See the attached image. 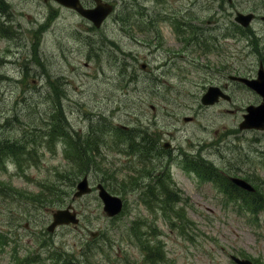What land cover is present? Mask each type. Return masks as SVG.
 I'll use <instances>...</instances> for the list:
<instances>
[{
	"label": "rangeland",
	"instance_id": "1",
	"mask_svg": "<svg viewBox=\"0 0 264 264\" xmlns=\"http://www.w3.org/2000/svg\"><path fill=\"white\" fill-rule=\"evenodd\" d=\"M112 1L114 12L98 29L41 0H9L5 11L0 10V26L4 14L16 19L14 33L10 26L0 32V141L16 145L0 156V264H150L131 236L136 215L147 219L140 227L143 239L163 245L159 264H233L230 254H246L264 264V212L256 219L241 206L225 203L224 193L212 182L180 168V154H201L226 171L228 164L243 168L257 189L264 188V132L238 128L244 107L257 102V94L234 82L231 104L204 108L199 97L206 85L224 82L227 75L214 74V50L210 68L200 71L185 57L166 60L163 50L176 46L164 18L172 8L176 20L187 8L200 24L221 10L222 0ZM255 1L233 0L235 11H262ZM150 15L154 23L147 19ZM48 16L51 23L42 35L39 23ZM218 19L225 17L219 14ZM227 26L230 36L233 26ZM262 26L254 22L248 38L235 22L234 37L224 39L220 48L224 68H233L229 73L251 75L258 60L264 63ZM155 30L158 39L153 41ZM200 54L204 62L206 52ZM142 63L150 70L141 69ZM57 122L65 135H59L61 130L49 134ZM133 128L153 132L156 139L162 132V141L175 149L169 159L173 181L168 191L186 200L185 235L169 232L161 218L151 221L138 202L134 169L147 162L155 171L161 158L141 154L139 160L128 139ZM85 137L90 146L81 154L70 141L81 148ZM255 138L261 144H253ZM66 142L70 148L64 150ZM84 174L91 185L101 181L122 197L117 216H106L95 187L89 195L72 199L74 185ZM237 191L238 202H247L248 195ZM254 200L251 196L247 206ZM69 203L79 222L47 232L52 211ZM151 253L157 257L158 250L154 247Z\"/></svg>",
	"mask_w": 264,
	"mask_h": 264
},
{
	"label": "flooded vegetation",
	"instance_id": "2",
	"mask_svg": "<svg viewBox=\"0 0 264 264\" xmlns=\"http://www.w3.org/2000/svg\"><path fill=\"white\" fill-rule=\"evenodd\" d=\"M101 1L111 2L110 0H101ZM80 2L85 7L93 6L95 4L94 0H80ZM258 3L259 5L263 7V10L261 11V13H256V12L254 13L259 15V19L261 20V18L264 17V0H259ZM177 6H185V5L179 4ZM184 9L186 11V14L181 16L182 18L181 20H176L175 15L173 14V12H175L176 10L175 8H172V11L164 17L165 21H167L172 27V33L169 36L170 41L174 40L176 44H178V42L179 43L182 41L184 42L182 49H178V50L174 49L176 48V46L174 47V45H165L163 50L168 55L166 60H168V57L171 60L177 57H186L188 53L190 54V58L196 63L199 58H202V56L198 53V48L201 46V41L206 40L205 42H208V41L211 42L212 40H214L213 44L215 46L221 45L219 39L224 40V37L222 38V35L224 36V30L225 28L228 27L227 26L228 23H232L233 30L231 31L230 35L234 36L233 16H234L235 9L232 6V3L229 2L227 4H222L221 10H217L218 11L217 14L210 15L209 18L205 19L200 24H195V22L197 21L191 19L194 16L192 14L187 13L189 11L187 8H184ZM252 9H253V6H252ZM219 14L225 17V19L222 20L223 21V23H221L222 28L220 30H217L216 33H214L212 28H215L216 26H220V23H218V20H216ZM147 18L152 23H154L155 18H152L151 15ZM261 21L264 22V20H261ZM203 22L205 23L203 24ZM155 32H152L150 36L151 39L153 38L154 40L158 39V36L155 35ZM183 51L185 53H183ZM222 59H223V56L221 54L220 63L223 65L224 61ZM217 68H220V66H217ZM221 87L227 88V85L223 84ZM152 175H154L155 178L161 179L164 176V173L161 170H156V172L153 173Z\"/></svg>",
	"mask_w": 264,
	"mask_h": 264
},
{
	"label": "water",
	"instance_id": "3",
	"mask_svg": "<svg viewBox=\"0 0 264 264\" xmlns=\"http://www.w3.org/2000/svg\"><path fill=\"white\" fill-rule=\"evenodd\" d=\"M63 3L73 6L76 9L80 10V13L83 15H87L90 18L94 19L96 22H100L102 17L110 10V7L108 5H101L95 10H84L81 9L78 6L77 0H62ZM105 9V13L102 16H98V11H103ZM240 80L245 81L248 83V81L244 80L243 78H240ZM256 84L252 85L254 86L259 92H261L264 95V77H260L259 81H254ZM214 92L213 89H209L208 92L203 96L202 100L204 102H211L213 99H211V96H213ZM207 97V98H205ZM247 110H249V114L246 116V121L244 122L245 126H254V127H263L264 126V104L254 108V107H248ZM261 123V124H260ZM238 183H242L241 181H238ZM99 188V196L102 198L104 202V210L107 214L113 215L117 213L121 208V200L116 197L108 194L105 189L98 184ZM77 191L75 192V195H81L82 193L88 192L90 188L87 185L86 178L84 177L81 182L77 185ZM73 221L76 222L77 219L75 218V213L70 212L68 209L64 210H57L55 213H53V222L48 226V229L51 230L57 223L62 222H69Z\"/></svg>",
	"mask_w": 264,
	"mask_h": 264
},
{
	"label": "trees",
	"instance_id": "4",
	"mask_svg": "<svg viewBox=\"0 0 264 264\" xmlns=\"http://www.w3.org/2000/svg\"><path fill=\"white\" fill-rule=\"evenodd\" d=\"M58 130H61V126L59 125V123L57 122V123H55L53 126H52V128L49 130V134L51 135V134H54L55 132H57ZM149 247L151 248V247H154V246H151V245H149ZM146 252H147V250H146ZM148 253V252H147ZM149 254V253H148Z\"/></svg>",
	"mask_w": 264,
	"mask_h": 264
}]
</instances>
